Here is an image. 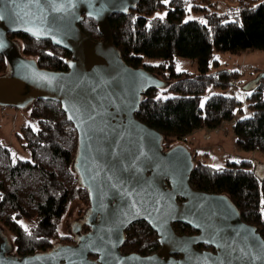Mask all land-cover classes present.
<instances>
[{"label":"water","instance_id":"1","mask_svg":"<svg viewBox=\"0 0 264 264\" xmlns=\"http://www.w3.org/2000/svg\"><path fill=\"white\" fill-rule=\"evenodd\" d=\"M139 2H0V55L8 68L0 76V108L58 102L77 134L72 163L90 206V232L74 246L18 259L0 243V264H264V239L242 220L231 199L195 189L188 150L179 145L165 152L161 133L135 116L144 91L161 83L122 61L108 18L128 14ZM84 17L96 23L98 42L81 31ZM10 34L66 51L71 56L67 70L40 69L21 56ZM256 81H264V71ZM257 174L264 178V167ZM139 222L155 233L159 250L124 254V233ZM182 224L194 235L179 234L176 225Z\"/></svg>","mask_w":264,"mask_h":264},{"label":"trees","instance_id":"2","mask_svg":"<svg viewBox=\"0 0 264 264\" xmlns=\"http://www.w3.org/2000/svg\"><path fill=\"white\" fill-rule=\"evenodd\" d=\"M185 2L140 0L128 14L108 18L112 41L122 61L131 69H142L155 76L161 83L144 91L135 116L161 133L162 147L203 127L215 130L221 122H231L239 113L240 103L232 94L204 98L209 87L227 90L237 81L238 72L233 70L208 74L209 67L218 66L214 54L264 51V1L235 0L236 19L225 20L212 13L204 25L185 19ZM194 8L203 10L196 5ZM162 10L166 11L162 19L154 16ZM79 27L91 40L101 39L93 20L84 17ZM9 39L17 45L21 56L34 60L40 69L67 70L70 54L50 42L24 34H10ZM145 58L158 59L159 63H146ZM186 58L195 61L197 76L174 71L176 60ZM7 71L6 60L0 55V76ZM246 89L252 116L235 120V144L244 152L258 151L264 155V81H254ZM30 108V116L37 119L39 127L34 131L26 126L18 138L31 154L30 160L14 157L7 146L0 145V166L4 170L0 176V227L9 231L18 259L49 252L57 240L62 245H73L70 235L58 236L57 222L72 201L89 204L88 191L73 168L78 141L72 124L65 119L58 102L37 100ZM193 168L191 185L199 191L226 195L242 220L259 230L264 239V205L260 204L264 200V178L258 176V167L240 161L221 169L196 161ZM176 228L181 234L194 235L183 224ZM124 237L121 251L125 254L148 255L159 250L157 236L143 222L129 226Z\"/></svg>","mask_w":264,"mask_h":264},{"label":"rangeland","instance_id":"3","mask_svg":"<svg viewBox=\"0 0 264 264\" xmlns=\"http://www.w3.org/2000/svg\"><path fill=\"white\" fill-rule=\"evenodd\" d=\"M260 1L263 2L264 0ZM185 5L187 8L185 19L197 20L202 25L205 24L207 18L212 13L222 16L225 20H234L238 16V3L235 0H211L210 2L186 0ZM194 5L203 10L200 11L194 8ZM165 13L166 11L162 10L160 13H155L154 16L161 17ZM214 58L217 60L218 66L209 67L208 74H214L219 72V70H233L238 72L237 81L233 88L227 90L209 87L204 94V98H208L212 94H232L240 103L239 113L236 114L235 119L231 122H221L222 124L215 130L205 127L200 128V130H195L190 133L183 140L169 143L162 148L167 152L174 146L181 145L188 150L194 162H203L210 167L224 169L228 167V163L249 161L255 168L257 166L258 170H260L264 167V155L258 151L252 153L238 149L235 144L236 135L234 134L233 126L235 120H243V118L252 116V111L249 109L246 100V86L258 80V75L264 71V51L251 50L242 52L239 55L218 52L214 54ZM144 61L150 64L159 63L158 59L155 58H145ZM174 71L178 73L187 72L191 77L197 76L199 72L195 61L189 58L177 59ZM30 109V106L23 110L9 107L0 108V145L7 146L14 157L25 161L30 160L31 154L21 146L18 138L22 134V129L26 126H29L34 131L39 127L37 119L30 116ZM44 110L49 109L46 108ZM3 172V167L0 166V176ZM68 207L66 213L62 215V219L57 222L56 229L58 236L70 235L74 239V244L70 246H74L80 237L90 232V228L86 224L89 218L90 206L89 204H82L80 201L75 200ZM21 224L26 225L27 223L21 222ZM85 227L88 229H85ZM177 232L181 234L178 229ZM11 238L9 231L0 227V243L5 245L7 255L15 258ZM60 243L58 240L54 241L53 248L49 252L54 248L65 246V244L62 245ZM156 251H151L146 254L150 255Z\"/></svg>","mask_w":264,"mask_h":264},{"label":"snow or ice","instance_id":"4","mask_svg":"<svg viewBox=\"0 0 264 264\" xmlns=\"http://www.w3.org/2000/svg\"><path fill=\"white\" fill-rule=\"evenodd\" d=\"M0 2H2V0H0ZM163 3L167 4L168 0H163ZM160 18L162 19L163 16H161ZM0 19H3V14H0ZM201 106H203V103ZM69 119H72V117L70 116ZM261 204L264 205V200L261 201ZM261 211H262V215H264V207H262Z\"/></svg>","mask_w":264,"mask_h":264},{"label":"built area","instance_id":"5","mask_svg":"<svg viewBox=\"0 0 264 264\" xmlns=\"http://www.w3.org/2000/svg\"><path fill=\"white\" fill-rule=\"evenodd\" d=\"M261 204V203H260Z\"/></svg>","mask_w":264,"mask_h":264}]
</instances>
